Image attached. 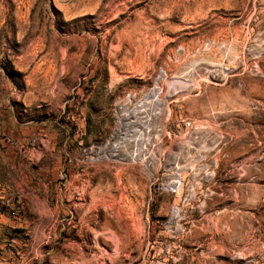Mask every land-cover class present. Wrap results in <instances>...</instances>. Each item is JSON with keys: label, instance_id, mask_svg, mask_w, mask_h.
<instances>
[{"label": "rangeland", "instance_id": "1", "mask_svg": "<svg viewBox=\"0 0 264 264\" xmlns=\"http://www.w3.org/2000/svg\"><path fill=\"white\" fill-rule=\"evenodd\" d=\"M2 202L0 264H264V0H0Z\"/></svg>", "mask_w": 264, "mask_h": 264}, {"label": "built area", "instance_id": "2", "mask_svg": "<svg viewBox=\"0 0 264 264\" xmlns=\"http://www.w3.org/2000/svg\"><path fill=\"white\" fill-rule=\"evenodd\" d=\"M133 97H135V95H132L131 93H128L126 96H125V98L126 99H131V98H133ZM153 98L155 99L156 98V96H153ZM179 182V181H178ZM3 205H5L3 202L0 204V215H3V212H4V209H3ZM6 207H7V205H5ZM8 213H9V216H16L17 215V212L15 211V209H13V208H11L9 211H8Z\"/></svg>", "mask_w": 264, "mask_h": 264}]
</instances>
